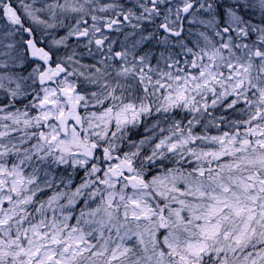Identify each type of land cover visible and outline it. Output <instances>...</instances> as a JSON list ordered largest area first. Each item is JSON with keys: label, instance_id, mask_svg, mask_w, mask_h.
<instances>
[{"label": "snow or ice", "instance_id": "snow-or-ice-1", "mask_svg": "<svg viewBox=\"0 0 264 264\" xmlns=\"http://www.w3.org/2000/svg\"><path fill=\"white\" fill-rule=\"evenodd\" d=\"M0 264H264V0H0Z\"/></svg>", "mask_w": 264, "mask_h": 264}]
</instances>
